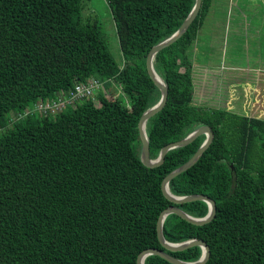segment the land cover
I'll return each instance as SVG.
<instances>
[{
	"label": "trees",
	"instance_id": "trees-1",
	"mask_svg": "<svg viewBox=\"0 0 264 264\" xmlns=\"http://www.w3.org/2000/svg\"><path fill=\"white\" fill-rule=\"evenodd\" d=\"M84 1L0 0V264H136L146 248L196 261L199 246L167 250L156 225L169 206L194 217L207 213L206 202L176 204L161 189L163 178L205 136L148 167L140 161L138 133L140 116L160 97L146 56L177 30L194 0H106L118 47L110 46L102 21ZM223 1L202 0L182 36L155 54L154 69L168 94L146 123L149 156L208 125L210 145L168 186L177 196H208L215 215L194 225L169 214L164 238L205 241V264H264V119L193 101V49L210 35L199 31L211 10L216 18ZM259 24L264 22H253L249 30H259ZM91 78L103 87L66 103L63 92ZM40 100L64 105L39 115L31 106ZM26 109V117L14 119ZM143 263L172 264L158 255Z\"/></svg>",
	"mask_w": 264,
	"mask_h": 264
},
{
	"label": "rangeland",
	"instance_id": "rangeland-1",
	"mask_svg": "<svg viewBox=\"0 0 264 264\" xmlns=\"http://www.w3.org/2000/svg\"><path fill=\"white\" fill-rule=\"evenodd\" d=\"M224 1L229 3L224 6ZM224 1L215 9L216 18L211 10L199 31V36L210 35L205 37L196 53L197 48L193 49V101L210 107H230L226 110L241 117L239 113L243 111L234 110V101L230 99L238 95L243 103V94L246 106L242 108L250 109L256 118H264L256 110H264V71H261L264 70V24L257 25L259 30H249L253 22H264V6L260 5L264 0H259L258 6L247 0ZM106 3V0H88L83 5L91 13L96 11L97 20L102 21L103 35L111 47H118L114 22ZM109 87L111 93L116 90L113 84ZM120 98L125 102L123 95Z\"/></svg>",
	"mask_w": 264,
	"mask_h": 264
},
{
	"label": "water",
	"instance_id": "water-1",
	"mask_svg": "<svg viewBox=\"0 0 264 264\" xmlns=\"http://www.w3.org/2000/svg\"><path fill=\"white\" fill-rule=\"evenodd\" d=\"M201 1L202 0H194V4L190 12L185 17V19L182 21V23L177 28V30L174 31L167 38L163 39L159 43L152 46L151 49L149 50L146 56V60H145L146 70L151 80L160 90V97L154 105L150 106L142 113L138 121V133H139V139L141 141L139 157H140V161L145 166H148V167H156L159 164H161L164 160L165 154L169 150L177 148V147L185 146L189 144L190 142H192L196 137L200 135L205 136L203 142L198 147V149L195 151V153L185 163L173 169L163 178L161 182V189H162L164 196L168 200L176 204H182V203L192 202L196 200H201V201L206 202L208 205L207 213L203 217H194L192 215H189L188 213H186L179 207L169 206L162 210V212L160 213L158 217L157 225H156L157 239L163 248L170 250V251H179V250H183V249H186L192 246H199L201 248V255L196 261H184V260L178 259L170 255L169 253L163 251L162 249L146 248L138 254L136 264H144L143 263L144 259L149 255H158L172 264H205V262L207 261L209 257V253H210L209 247L206 244V242L198 238H191V239H187V240H184L178 243H172V242L167 241L163 235V223L167 215L176 214L194 225H203L211 221L213 216L215 215V211H216L215 202L208 196L203 195V194H190V195L177 196L170 192L169 186H168L170 180H172L174 177H176L183 171L190 168L194 163H196L198 159L200 158V156L202 155V153L210 145L212 138H213V132L211 128L208 125H201L197 127L196 129H194L192 132H190L188 135L183 137L182 139L167 143L159 150L158 155L154 159L150 158L149 156V139L146 133L147 120L163 108L167 100V94H168V89H167L166 84L163 82L161 77L157 74V72L154 69L153 62H154L155 54L161 49L169 46L170 44H172L174 41H176L178 38L182 36V34L187 30L190 23L194 20L195 16L197 15L200 9V6H201Z\"/></svg>",
	"mask_w": 264,
	"mask_h": 264
},
{
	"label": "built area",
	"instance_id": "built-area-1",
	"mask_svg": "<svg viewBox=\"0 0 264 264\" xmlns=\"http://www.w3.org/2000/svg\"><path fill=\"white\" fill-rule=\"evenodd\" d=\"M103 87V82L94 78H91L88 83L75 82L72 89L63 92L66 94V103L74 104L75 102H79L82 99H86L88 97H92L93 89H98ZM63 101H58L53 104H49L48 102H43L42 100L35 102L32 108L33 112H37L41 115H47L48 112H58L60 107L63 106Z\"/></svg>",
	"mask_w": 264,
	"mask_h": 264
},
{
	"label": "crops",
	"instance_id": "crops-1",
	"mask_svg": "<svg viewBox=\"0 0 264 264\" xmlns=\"http://www.w3.org/2000/svg\"><path fill=\"white\" fill-rule=\"evenodd\" d=\"M257 53V52H256ZM239 68H241V67H239ZM261 71H264V70H261ZM258 81H259V79H258ZM257 81V82H258ZM244 88H246L247 89V87H244ZM239 95L240 94H242V92H237ZM241 99L243 100V103H242V101L240 100V98L238 97V95H236V96H233V97H231V101H234V110L236 109V108H238V112L239 111H243V112H241V113H239V114H241V115H245V116H250V117H254L253 116V114L251 113V111H250V109L248 110L247 108H242V106H246V99H244V95L242 94L241 95ZM200 105H205V104H200ZM225 109H230V107H225ZM256 110H258L259 112H260V115H263L264 116V110H262V111H260V109L259 108H256ZM250 111V112H249ZM258 118V117H257ZM261 119H264V118H261ZM184 211V210H183ZM187 213V212H186ZM189 214V213H188ZM189 215H191V214H189ZM180 217V216H179ZM181 218V217H180ZM183 219V218H182ZM185 220V219H184ZM186 221V220H185ZM188 222V221H187ZM190 223V222H189Z\"/></svg>",
	"mask_w": 264,
	"mask_h": 264
},
{
	"label": "clouds",
	"instance_id": "clouds-1",
	"mask_svg": "<svg viewBox=\"0 0 264 264\" xmlns=\"http://www.w3.org/2000/svg\"><path fill=\"white\" fill-rule=\"evenodd\" d=\"M35 103V102H34ZM34 103L32 104V108H33V105H34ZM154 105V104H153ZM32 111V110H31ZM33 112V111H32ZM29 114V110L28 109H26V110H24V113H20V114H18L17 116H15L14 117V119H20V118H24V117H26L27 115ZM40 115V114H39ZM245 116V115H244ZM250 117V116H249Z\"/></svg>",
	"mask_w": 264,
	"mask_h": 264
}]
</instances>
